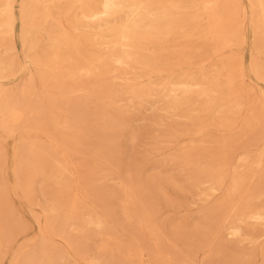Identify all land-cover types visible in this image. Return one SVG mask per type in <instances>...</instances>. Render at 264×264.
<instances>
[{
	"label": "bare ground",
	"instance_id": "6f19581e",
	"mask_svg": "<svg viewBox=\"0 0 264 264\" xmlns=\"http://www.w3.org/2000/svg\"><path fill=\"white\" fill-rule=\"evenodd\" d=\"M247 3L249 11L244 0H0V264L17 233L15 198L48 196L51 184L56 187L50 195L55 219L42 230L43 240L46 235L61 238L79 264H108L86 251L89 229L107 235L100 251L126 255L131 264H194L197 245L208 256H218L221 264H241L228 263L220 237L224 228L232 240L264 254V235L254 233L264 227V144L257 155L248 149L236 155L228 137L205 139L213 122L173 132L163 146L170 147L179 136L190 137L174 161L199 200L214 201L203 215L205 226L176 223L166 231L157 218L155 196L168 198L164 184L180 192L186 189L161 172L143 179L129 173L125 179L113 177L120 180L121 211L133 229L128 245L117 236L111 197L92 202L99 209L96 214L77 196L92 198L100 171L83 174L78 167L83 163H76V172L65 158L82 155L87 137L109 141L114 126L107 122L112 111H122L121 96L142 103L151 98L152 107L165 99L167 116L186 122L192 115L214 111L219 130L233 131L242 122L247 132L256 134V145L260 133L264 140V92L250 101L245 117L244 87L241 94L240 88H219L222 76H228V84L236 74L247 77L248 69L264 82V0ZM247 21L256 49L251 65L243 52ZM202 42L214 51L196 64L191 51ZM207 68L215 78L212 83L204 73ZM221 68L226 75L212 71ZM179 69L183 72L178 77ZM87 102L95 107L89 109ZM91 110L93 126L85 121ZM100 157L98 167L113 166L111 150L101 151ZM248 227L253 229L250 234L245 232ZM209 237L216 247L206 244ZM58 253L53 246L44 247L38 258L31 254L15 264H57L63 258Z\"/></svg>",
	"mask_w": 264,
	"mask_h": 264
},
{
	"label": "rangeland",
	"instance_id": "374dc122",
	"mask_svg": "<svg viewBox=\"0 0 264 264\" xmlns=\"http://www.w3.org/2000/svg\"><path fill=\"white\" fill-rule=\"evenodd\" d=\"M244 4L247 7L249 6L247 0H244ZM245 32L247 39L243 45V52L248 64L251 65V62L256 57V49L254 46L253 30L249 21L246 23ZM178 44H183V42ZM213 51L212 45H205L202 42L198 43V47L195 48V50H192L191 53L194 57V62L197 64L201 59L210 57L213 54ZM87 54L91 55V50L90 52H87ZM229 54L230 53L227 52L225 58H228ZM224 62H227V60ZM218 63L220 64V62ZM181 67L182 69H186L187 66L186 64H183ZM198 67L199 66L194 67L196 72L198 71ZM182 69L178 70V77L183 72ZM212 71L222 73L220 77L227 74L222 68L213 69ZM204 73L208 78H211V83L214 82L215 78L213 76L211 77L210 68H207ZM247 74V77H241V75L236 74V79L234 78L235 80L228 84L224 83L225 78L228 76H222L224 81L221 80V84L219 85L220 89L240 88V94L242 92V87H244L245 91L243 96L245 108L242 111V114L245 117L248 115L249 108L251 107L249 105L250 101L257 96H261L264 92V82L258 80L254 72L250 69H248ZM197 77L199 80L202 79V76L198 73ZM220 77L217 79H220ZM196 99L197 98H193L192 102H195ZM79 100L83 107V104L85 105V102L83 101L84 98L82 97ZM120 100L119 105L121 106L122 111H112L113 117L107 122V124L109 123L114 126L113 131L109 134V141L96 142L94 138L87 137L84 139L83 146L80 148L82 155L73 156L72 158L65 155L70 169L74 168L76 172V163H83V165H78L83 174L90 175L94 169L100 171L99 179L94 187L96 190H92V198H82L79 197L80 194L77 195L78 198L84 201L89 210L93 211V213L99 214L98 207L96 208L92 205V202L99 201L103 197L108 199L111 197L113 201L111 209L115 213L114 227L116 226L118 229L117 236L125 245H128L131 242L133 229L128 225V222L121 211L120 180H114L113 177L125 179L130 173L133 177L141 176L143 179L154 173L161 172L163 175L173 176L178 184L186 189L185 192H180L174 188V186L164 184L163 187L168 198L157 195L155 196V203L159 209L157 218L162 223L163 227L166 231H171L176 223H184L188 227L196 225L199 229H202V227L205 226L206 219L203 218V215L214 201L208 204L201 202L199 196H197V189H194L193 185L186 180V174L182 172L180 164L174 161V156L180 153V149L190 143V137L179 136L177 140L172 143L173 145L167 148L163 146L162 141L173 132L177 133L191 130L194 128V125H210V123L213 122L214 124H212V127H210L205 134V139H211L214 141L215 139L226 136L232 141L231 145L233 146V150L235 149L236 155L242 154L246 149L252 151V154L257 155L259 153L258 148L262 147L264 144V140H262L263 134L260 133L261 138L256 145L254 139L256 134L247 132V128H245L244 124L242 126V122L238 123L233 131L219 130L217 126L219 120L214 111L211 114L200 113L198 115H192L191 120L186 122L183 120L172 119L167 116L165 110L168 107V102L165 99H161V101L155 104L154 107H152L153 100L151 98H148L143 103L138 100L131 101L125 96H121ZM76 103L78 104L79 102L76 101ZM87 104L89 105V109L95 107L91 102H87ZM195 108L198 107L191 106V109ZM183 110V113L187 114L186 110ZM85 121L89 123V126H93V124L96 123L92 110L87 113ZM133 134H136V139L134 141L131 140ZM195 140L199 141L201 138L196 137ZM106 145H108L109 148L106 149V147H102ZM9 147L12 154L11 163H13V142L10 143ZM106 150L112 151L113 166L98 167L96 161L99 162L101 160V151ZM112 172H115L116 174L108 175ZM71 183L73 190L78 192V182L73 180ZM55 188V184H51L49 188L50 195L53 194ZM50 195H21L15 198L14 201L16 208L14 210V217L18 222V227L16 237L8 245V255L4 260V264H15L18 258L22 260L31 254H34L38 258L42 249L48 246L55 247L58 249V255L60 253L63 255L62 259H57V264L78 263V261H76L77 257L73 253L71 256L70 252L72 251L61 238L46 235V240H43L42 230L46 228L49 221L55 219V217L50 214V210L54 205L53 199ZM223 226H225V224ZM122 227L126 228L121 229ZM245 232L250 234L253 232V229L248 227L245 229ZM227 233L228 232L224 228L221 231L220 237L223 241V246H225L226 250L228 249V263H232L234 260L239 261L241 264L263 263L264 254L261 253L259 249H255L254 251L247 242L241 243L234 241L227 235ZM254 233L264 235V227L258 228V231L255 230ZM89 234L90 238L87 243L86 251L90 255L100 256L108 264H116L118 261L120 264H131L126 258V255L111 254L109 251L99 250V246L105 239H107V235L93 229H89ZM75 236L76 234H72L74 240L76 239ZM212 237H209L206 244L216 247L217 245L211 240ZM261 239L264 241V236H262ZM144 244L153 248L149 241L144 242ZM262 246L264 247V242ZM250 253H254L253 260L249 258ZM83 264L91 263L86 262ZM194 264H221V261L218 256H208L207 251L197 245L194 250Z\"/></svg>",
	"mask_w": 264,
	"mask_h": 264
}]
</instances>
